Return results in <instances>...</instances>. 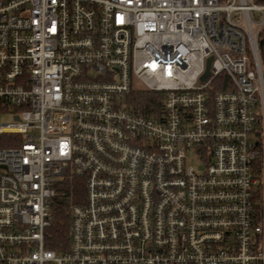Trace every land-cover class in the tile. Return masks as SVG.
<instances>
[{"label":"built area","instance_id":"built-area-1","mask_svg":"<svg viewBox=\"0 0 264 264\" xmlns=\"http://www.w3.org/2000/svg\"><path fill=\"white\" fill-rule=\"evenodd\" d=\"M263 31L254 0H0V264H264Z\"/></svg>","mask_w":264,"mask_h":264},{"label":"trees","instance_id":"trees-1","mask_svg":"<svg viewBox=\"0 0 264 264\" xmlns=\"http://www.w3.org/2000/svg\"><path fill=\"white\" fill-rule=\"evenodd\" d=\"M254 1L256 3H264V0ZM260 39L264 62V31L261 33ZM129 98L128 105L130 108L147 115H151L156 108H160L162 103L161 94L147 88L133 90ZM7 135L11 136V134H4L0 137V146L11 145L6 141H2ZM15 137L16 140L19 139V136L17 137L16 135ZM84 199L85 183L82 178L66 176L56 184V195L51 200L52 219L45 232L47 248L64 251L69 247L71 207L74 203L82 202ZM257 205L258 207L261 206L259 199Z\"/></svg>","mask_w":264,"mask_h":264},{"label":"rangeland","instance_id":"rangeland-1","mask_svg":"<svg viewBox=\"0 0 264 264\" xmlns=\"http://www.w3.org/2000/svg\"><path fill=\"white\" fill-rule=\"evenodd\" d=\"M135 84L137 85L138 82L136 81ZM139 85V84H138ZM15 119L13 117L12 112L9 110H5L0 108V126L5 123H12ZM4 141V140H2ZM187 160L190 165H192L195 169L198 171H203L205 169V164L201 160L200 157H198L194 150H189L187 153Z\"/></svg>","mask_w":264,"mask_h":264},{"label":"water","instance_id":"water-1","mask_svg":"<svg viewBox=\"0 0 264 264\" xmlns=\"http://www.w3.org/2000/svg\"><path fill=\"white\" fill-rule=\"evenodd\" d=\"M212 60H213L212 56L207 59L206 70L201 78L202 80H205L210 75V68H211Z\"/></svg>","mask_w":264,"mask_h":264}]
</instances>
